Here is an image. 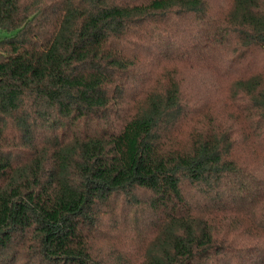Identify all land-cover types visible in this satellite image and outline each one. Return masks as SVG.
<instances>
[{
  "label": "trees",
  "instance_id": "obj_1",
  "mask_svg": "<svg viewBox=\"0 0 264 264\" xmlns=\"http://www.w3.org/2000/svg\"><path fill=\"white\" fill-rule=\"evenodd\" d=\"M0 264H264V0H0Z\"/></svg>",
  "mask_w": 264,
  "mask_h": 264
},
{
  "label": "rangeland",
  "instance_id": "obj_2",
  "mask_svg": "<svg viewBox=\"0 0 264 264\" xmlns=\"http://www.w3.org/2000/svg\"><path fill=\"white\" fill-rule=\"evenodd\" d=\"M11 35H13V33L9 34L6 31L0 29V41L3 40L6 37H10Z\"/></svg>",
  "mask_w": 264,
  "mask_h": 264
}]
</instances>
